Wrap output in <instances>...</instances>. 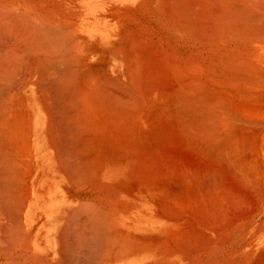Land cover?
I'll use <instances>...</instances> for the list:
<instances>
[{
    "label": "bare ground",
    "instance_id": "bare-ground-1",
    "mask_svg": "<svg viewBox=\"0 0 264 264\" xmlns=\"http://www.w3.org/2000/svg\"><path fill=\"white\" fill-rule=\"evenodd\" d=\"M259 212L264 0H0L5 264H264Z\"/></svg>",
    "mask_w": 264,
    "mask_h": 264
},
{
    "label": "rangeland",
    "instance_id": "rangeland-1",
    "mask_svg": "<svg viewBox=\"0 0 264 264\" xmlns=\"http://www.w3.org/2000/svg\"><path fill=\"white\" fill-rule=\"evenodd\" d=\"M258 215L260 216V219L257 220V224L252 225L251 227H249L247 230L252 231V234H250V236H248L247 240H253L255 241L254 244L260 248H264V215L259 212ZM43 217V216H42ZM26 229V228H25ZM27 233V232H25ZM242 237V236H241ZM241 237H239V239H241ZM244 239V238H243ZM242 239V240H243ZM11 244V243H10ZM243 245H247V241L246 243H242V245L238 246V249L240 251H242L243 254L249 253L251 251V249L247 248L246 246ZM8 247V244L5 246ZM259 248V249H260ZM7 249V248H6ZM249 251V252H248ZM18 252H20V248L18 249ZM5 256H2L0 258V264H5L6 262L9 263L10 261H12L11 258H13L12 256H9V252L5 253ZM8 255V256H7ZM7 256V257H6ZM4 257V258H3ZM2 259V260H1ZM8 260V261H7ZM10 260V261H9ZM6 261V262H5Z\"/></svg>",
    "mask_w": 264,
    "mask_h": 264
}]
</instances>
